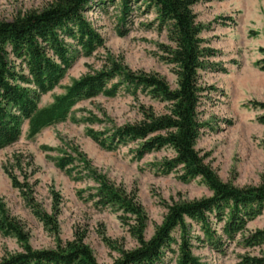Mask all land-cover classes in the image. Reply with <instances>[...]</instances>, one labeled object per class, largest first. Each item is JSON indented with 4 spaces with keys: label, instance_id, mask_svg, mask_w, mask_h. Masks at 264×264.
I'll list each match as a JSON object with an SVG mask.
<instances>
[{
    "label": "rangeland",
    "instance_id": "obj_1",
    "mask_svg": "<svg viewBox=\"0 0 264 264\" xmlns=\"http://www.w3.org/2000/svg\"><path fill=\"white\" fill-rule=\"evenodd\" d=\"M89 1L67 26L86 27L93 34L77 36L94 42L62 33L69 65L51 82L6 44L9 84L34 104L28 116L11 109L17 131L0 144V264H117L172 207L213 197L168 142L185 120L182 42L166 0ZM74 2L0 0V23ZM193 12L207 53L194 149L240 197L184 218L153 264H264V200L250 199L264 190V0H201ZM93 80L102 88L85 95ZM55 106L67 107L63 118L32 135L36 113Z\"/></svg>",
    "mask_w": 264,
    "mask_h": 264
},
{
    "label": "trees",
    "instance_id": "obj_2",
    "mask_svg": "<svg viewBox=\"0 0 264 264\" xmlns=\"http://www.w3.org/2000/svg\"><path fill=\"white\" fill-rule=\"evenodd\" d=\"M88 1L76 0L74 4L69 3L70 5L52 4L40 12H30L19 16L10 23H0V144L7 143L17 131V123H14V118L11 117L12 121L8 120L12 114L11 109L18 107L28 116L32 113L31 108L34 104L30 91L9 84L8 78H13L14 67L10 66L13 63L6 59V44L12 46L15 54L27 53L30 55V65L39 83L51 82L55 76L56 78L60 76L61 65H69L66 57L68 51L60 41L62 33L73 40L77 39L76 41L80 44L92 46L94 42L90 36L87 42H84L82 37L77 36V34L92 35L93 33L86 27L74 25V23L73 28L67 26L68 23L70 24L69 21L74 13L80 15L84 12L85 3ZM97 1L104 2V0ZM200 1L166 0L164 5L165 8L171 9L177 21L183 49L179 58V78L183 95L182 113L185 120V130L180 136H170L168 142L177 151V162L184 167L189 176L204 179L213 191V197L172 207L164 227L158 231L156 236L148 243H142L139 249L126 255L117 264H153L162 254V249L169 245L171 233L177 226L182 225L184 218L203 220L213 208H218L217 211H219L222 204L227 203L230 199L238 200L240 197L233 188L219 180L218 176L204 163L203 158L194 149L199 135L198 131L201 128L198 108L203 89L199 82V71L205 68V59L207 58V53L201 47L202 41L198 38L200 29L195 23L196 18L193 12V8ZM79 5L80 7H78ZM48 48L53 49L60 64L56 63L53 56L48 58L46 51ZM54 49L58 50L59 54L55 53ZM67 56L69 57V55ZM138 81L139 79H136V82ZM144 81V84L154 85L157 83L155 79L151 80L145 76ZM87 86L85 95H93L102 88V82L89 81ZM75 96L73 94V97ZM66 108V106H55L36 113L31 121L32 135H36L49 125L59 122L63 118ZM143 127L145 126L142 125L141 128ZM255 194L256 196L252 195L250 198L253 202L264 200V190H258ZM250 199L247 198L244 201Z\"/></svg>",
    "mask_w": 264,
    "mask_h": 264
}]
</instances>
